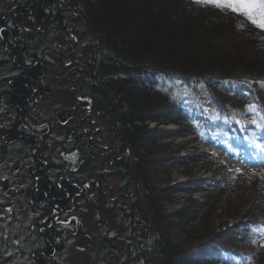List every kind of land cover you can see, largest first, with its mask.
Here are the masks:
<instances>
[{
	"label": "trees",
	"instance_id": "16d2710c",
	"mask_svg": "<svg viewBox=\"0 0 264 264\" xmlns=\"http://www.w3.org/2000/svg\"><path fill=\"white\" fill-rule=\"evenodd\" d=\"M34 1L41 4L39 19L46 14L47 20L35 27L33 36L30 33L23 35L26 36L27 51L20 53L16 60L29 66L31 63L27 62L37 59L41 64L30 65L29 75H36L33 72H46V75L41 82L39 78H28L29 83L23 84L17 95L24 100L29 87H43L32 93V107L22 104L20 109L15 105L12 112H6L4 116H14L15 120L6 121L10 126L17 123L20 128L23 124L17 122L18 115L38 123L48 120L55 128L49 146H44L45 139L38 142L44 146L42 151L53 152L54 159L58 157V139L65 136L68 128L77 129L75 140L65 141V144L67 149L76 146L82 152L80 172L75 178H79L80 184L89 185L91 198L84 191V203L91 206L90 213L96 216L89 222V228H85L91 236L87 247L89 261L97 264L95 244H98L101 247L99 255L107 256L101 257L103 262L100 264H184L195 255L201 260L210 256L209 260L217 264L262 262L264 195L257 190L249 195L253 199L249 198V203L238 209L239 218L226 223V228L235 231V239H240L243 247H238L234 237L226 231L220 232L219 239L215 236L200 242L197 254L194 249L186 248L188 252L179 251L169 258L168 252L176 251L177 245L170 240L167 224L152 222L151 217L162 211L155 207L159 198L154 197V193L159 192L149 183L148 169L156 164L151 159L149 141L156 136V129L149 126V122L174 120L165 118L171 114L186 117L190 130L197 131V136L204 140L214 138L218 141L224 137L225 142L235 148L237 139L255 144L264 142V59L257 57L264 54V30L258 29L243 15L196 0H80L79 9L73 8L74 0ZM36 4L33 3L32 8L35 9ZM22 6H28L26 0ZM67 14L72 23L81 24L85 36L89 37L81 48L75 38L70 37V31H78L65 25ZM132 35L144 37L136 42L135 38L128 39ZM238 50L245 57L237 53ZM64 53H68L70 61L64 60ZM13 68L8 66L7 73L13 72ZM4 70L0 67V75L7 74ZM24 80H19L16 85ZM174 91L179 96H173ZM15 101L23 103L18 97ZM249 105L253 107L249 108ZM5 108L0 100V116ZM91 112H98L112 126L118 138L131 147L130 152L118 153L107 141H99L89 131L94 125ZM253 120L257 123H251ZM32 146L27 141H17L12 147L0 143V159L4 158L3 149H7L9 155L3 160L7 169L4 173L13 177L10 159L15 153L27 157V183L37 184L32 193L42 197L27 198L29 202L22 206H31L33 213L38 212L35 219L31 216V222L27 221L26 230L22 218L9 222V226L19 228L12 230L20 231L19 245L13 242L14 238L6 237L1 228L0 236L5 243L0 244V251H8L0 254V264L32 263L35 257L26 250L31 243L37 248L43 225L46 227L42 232L49 235L56 229L69 240L73 231H85L69 225L62 227L67 224L56 221L47 227L49 219L45 217L54 215V200L48 194L53 190L52 195H57L61 190L57 177L68 169L65 164L63 168L56 162L50 180L39 176L36 181L30 174ZM137 147L140 149L136 150ZM143 151L147 154L143 155ZM110 177L115 180L113 186L109 183L97 185V181ZM223 184L214 180L207 189H218ZM169 190L160 191L162 201L170 199L172 191ZM20 193L21 197L27 196L25 188ZM144 197H153L151 208L143 206ZM252 206L259 211L249 212ZM194 209H189L185 218L191 219L196 214ZM238 228L240 230L236 231ZM154 231L158 233L155 235ZM151 252L156 256L152 257ZM39 258L45 257L39 255Z\"/></svg>",
	"mask_w": 264,
	"mask_h": 264
},
{
	"label": "rangeland",
	"instance_id": "374dc122",
	"mask_svg": "<svg viewBox=\"0 0 264 264\" xmlns=\"http://www.w3.org/2000/svg\"><path fill=\"white\" fill-rule=\"evenodd\" d=\"M40 6L41 4H36V7L39 10H41ZM69 15L67 14L65 25L69 29L78 31L75 40L79 43L78 47L81 48L85 43V40L89 37L85 36V29L83 30L82 26H79L78 23L71 22ZM136 32H138V28H136ZM143 37L144 36L139 35V37L135 38L132 35V37H128V39L135 38L136 42H138L139 38L143 39ZM180 52H182V50ZM235 52L236 51H234V53ZM237 53L242 54L245 57L244 53L239 52V50ZM257 57L264 59V54H259ZM63 58L66 62L71 60V58L69 59L68 53H64ZM74 61L77 60H73V62ZM86 71L87 76H89V70L86 69ZM37 86L35 85L33 88L38 91L43 87L41 85ZM172 95L179 96L176 91H174ZM89 106H91V104ZM89 111L90 110L88 109V112ZM213 113L215 115L217 114L216 111ZM63 115L65 117L64 112ZM165 118L174 120L168 122L161 120L158 123L156 121L149 122V126L156 129L158 133L155 130L154 133L156 136L149 140L151 141V159H153L156 164L148 169V178L151 181L149 182L150 185L153 187L155 186L154 188H157V192H159L154 193V197L159 198L157 204L154 202V204H156L155 207L158 206V210L162 211V213L159 212L157 216L153 215L151 217L153 220L152 222L159 221L167 224V229L169 228L171 234L170 240L177 245L176 251L171 249V251L168 252V256L171 258L174 253H179V251L185 250V252H188L186 248L194 249V253L197 254L198 249L200 248V242L208 241L215 236L219 239L221 237L220 232L224 234L227 233L226 231H229L232 238H236L235 231L233 233V230L230 231L228 227L226 228V223L229 221L234 222L239 218L238 209L240 206L249 203L247 201L249 198L253 199V196L249 197L250 194L257 193L255 192L257 190L258 193L264 195V178H262L264 177V164H262L264 163V154L254 155L253 158L257 160V162L253 164V166H250L252 165L250 161L253 160L252 157L249 156V153L239 149L233 151L231 148L226 151V143L224 141H221L219 145L207 143L204 139L197 136V131L190 130L189 122L186 117L179 114H171L169 116L167 115ZM91 122L94 125L88 130L96 135L99 141H107V144L117 149L120 154L130 152L131 147L118 138L112 129V126L107 123L98 112H95V114L92 115ZM71 139L75 140V136ZM31 143L34 145L33 141ZM14 144L15 141H12L6 146L12 147ZM248 144L251 145L250 142H248ZM139 149L140 148L136 150ZM142 153L143 155L147 154V151H143ZM1 154L4 158L9 157L7 149H3ZM18 156L19 155L15 153L14 157L10 159L12 169ZM0 168L2 169L3 165H1ZM214 180H220V182L224 183L222 185L223 187L218 189H207L208 186L213 184ZM99 183L100 185H106V183H109L113 186L115 180L110 177V179L105 178L99 180V182L97 181V185H99ZM164 188H170L169 191H172L170 199H167L166 201H162V195L160 194V191H163ZM239 192L246 194L241 196ZM1 198L0 203L3 202V210L2 208L0 209V230L2 228L3 234H5L6 237L14 238L13 242L19 245L18 233L20 231H12L13 229L19 228L9 226V222L14 221L17 218H22L21 222L22 225H24L23 229L26 230L25 224L27 221H30L29 219L31 216L35 219L38 212L33 213V209H30L31 206L28 208H22L23 204L27 201L29 202V199L19 198L16 200V198L13 199L11 196ZM152 198L153 197H144V199H142L145 208H151ZM192 204L197 207L192 206ZM4 206H9L12 211H6L7 209H5L6 207ZM193 208H195L194 211L196 210V214L191 219L185 218L189 209ZM248 211L255 213L259 210H255L252 206ZM57 212L58 210L54 209V214ZM51 215L52 214L48 216ZM48 216H46L45 219H49L47 227H50L55 221H52ZM84 216L85 215H83V217ZM95 218L96 216L93 212L84 217V219H82L83 223H86L84 226L89 228V222ZM56 222L62 224L61 220ZM44 227L46 226L43 225L40 228L41 239L37 245L38 249L43 247L40 246L41 244L51 249L58 247L57 254H66L69 264H91L89 261L90 256L86 254V252H89L87 247L91 240L88 231L85 230L83 233H77V230L73 231L72 238L69 240L66 236L60 235L61 232H56V229L49 233V235L42 232V228ZM62 227L67 228L68 224L62 225ZM31 228L34 227L31 226ZM60 230L62 229L60 228ZM239 230V228L236 229V231ZM153 233L156 235L158 231H154ZM236 233L238 234V232ZM240 241V239H235L237 246L243 247V243ZM115 246L117 248V243H115ZM204 248L205 247L202 249ZM152 252V257L156 256ZM42 255L47 256L48 253L42 252ZM104 256L107 257L106 255H102L101 257ZM209 259L210 256L204 257L201 260L199 256L195 255V258L192 257L191 260L185 261L184 264H217ZM167 262L171 263L169 259ZM164 263L167 264L166 262ZM258 263L264 264V253L262 262Z\"/></svg>",
	"mask_w": 264,
	"mask_h": 264
},
{
	"label": "flooded vegetation",
	"instance_id": "af4514ba",
	"mask_svg": "<svg viewBox=\"0 0 264 264\" xmlns=\"http://www.w3.org/2000/svg\"><path fill=\"white\" fill-rule=\"evenodd\" d=\"M21 1L0 0V28L3 29V32H0V67L5 68L3 73H7L8 66L12 68L13 66H15L13 68L14 69L13 72L7 73L5 75L3 74L0 75V78L5 79L6 83L9 86L8 89L6 90V93L10 97V101L9 102L2 101L3 105H5L6 108H12L15 105H18L20 106L21 109L22 104L32 107L33 104H31L32 102L31 95L33 92H37L38 91L37 89L35 90L33 87H29L28 92L26 93L27 94L26 99L24 100H22L21 96L17 95V93L20 92L22 88L21 86H23V84L29 83L27 80L28 78L29 79L39 78L40 80L46 75V72L44 74H38V72L37 73L33 72L36 75L33 74L32 76H30L28 73V68L30 67V65L35 66L37 63L41 64V61L35 59L32 62H27V63H31L29 64V66H27L25 64L23 65L19 63L16 60L17 56L20 53H25L27 51V43L25 42L26 36L24 37L23 35L30 33L33 36L37 30L35 29V27H40L41 24L45 23L47 20L46 14H42L43 18L39 19L40 10L37 7H35V9L32 8L31 5L33 3L36 4V1L26 0L28 4L27 7L22 6L23 1L25 0H21ZM33 17L36 18L35 21L33 20ZM38 20L41 21V23L37 22ZM22 79H25L24 83L21 82L19 85H16V83ZM15 97H18L19 101L21 102L23 101V103H16ZM25 120H27L28 124H23L25 126V128L23 129L24 137L34 142V145L31 147L29 154L30 156H33L32 160L30 159V163H31L30 174L35 176V180L38 181L37 178L39 176H43L45 179L50 180L51 172L54 170V165L57 163L61 164L63 168H64L63 164L67 166L68 171H64V173H60L57 177V182L61 190L57 192V195H52L53 190H50V193L48 194L51 197V200H54L53 209L58 210L57 213L48 217H50L52 221L67 220L69 222L72 216L74 215V208L68 207V205L69 203L73 204L72 201H74L73 200L74 196H76V195H72L71 194L72 192L69 189L74 190L75 187H79L82 188V190L80 189L78 193H81L86 188H89L86 187V185L88 184H80L79 178H75L76 174L78 175V172H80L79 167L82 160L81 150L76 146H72L71 149H67L65 144V141H74L71 138L78 134L77 129L74 127L68 128L67 129L68 133L66 131L65 136H62L60 139H58V143H57L58 157L54 159L52 157L53 155L52 151L49 150L42 151V148L44 146L45 147L49 146V140L51 139V134L54 132L53 129L55 128H53V126L49 123L48 120H43L39 123L32 120L30 121L27 118H25ZM15 129L16 130L18 129L17 123L11 125L10 139L11 141H15L17 143V141H21V140L20 139L17 140L18 138L16 137ZM32 134H37L41 139H45V145L42 146V142L40 144L38 140H35L32 137ZM41 139L39 141H41ZM76 151L80 154V158L77 160L75 167H73L69 164V160L66 158V155L68 153H72ZM26 158L27 157L21 156V154L18 156V160L14 164L12 170V173L14 174L13 177L7 176V174L4 173V171H6L7 169L3 164V160L6 158L0 159V166L3 165V168L2 169L0 168V199H2L1 197H8V196H11L13 199L16 198V200H18L19 198L27 199L29 197L30 199H33L34 197L39 199L42 198L37 194L32 193L33 186L37 184L32 185L27 183V177L29 175H27V169L25 167ZM62 179L65 181L64 184ZM11 180H12V184L10 185ZM23 188L26 189L27 196L23 195L21 197L20 190ZM2 203H0V209L2 208L3 210ZM8 208L9 206L6 207L5 209ZM61 208L63 211H61ZM63 212L65 213V215Z\"/></svg>",
	"mask_w": 264,
	"mask_h": 264
},
{
	"label": "bare ground",
	"instance_id": "6f19581e",
	"mask_svg": "<svg viewBox=\"0 0 264 264\" xmlns=\"http://www.w3.org/2000/svg\"><path fill=\"white\" fill-rule=\"evenodd\" d=\"M73 8H77V9L80 8V0H74L73 1ZM78 25L81 26L80 23H78ZM70 37L71 38H76L77 34L75 32H73V31H70ZM5 83H6L5 79L0 78V100L3 101V102H9L10 101V97L6 93V90L8 89V86ZM18 107H20V106H18ZM8 110L11 111L12 108L4 109L2 115H4L6 112H8ZM20 112H22V111H20ZM18 116L17 117L15 116L17 119H19V121L17 120L18 123L28 124L27 121H24V119L26 118L25 116L23 118H21L20 115H18ZM6 120H8V122L10 123L12 120H15V118H14V116H11V115L7 114L5 116H1V119H0V143L8 145L9 143L12 142L11 139H10L11 126H10V124L7 123ZM24 128H25L24 125H22L21 128L18 126L19 130L18 129L16 130V133H15L16 137L19 138L22 142H24V141L32 142L30 139H27V138L24 137V131H21ZM32 137L35 140H40L41 139L37 134H32ZM236 141H239L240 144L241 143L244 144V142H242V140H240V139H237ZM252 147L253 146L249 145L247 142L243 146V148H246L247 150L251 149ZM86 187H89V186L86 185ZM67 188H69V187H67ZM89 188L85 189V193L87 194V196H89L91 198V194L89 192ZM80 189L82 190V188H79V187H75L74 190L69 189L72 192V193L71 192L70 193L72 195H76V196H74V199H73L74 201H72L73 204L69 203V205H68V207H71V208L73 207L74 208V215L72 216L71 220L67 224L69 226H71V227H75V228H79V229L83 228V230H85L86 227L84 225L86 223H83L82 219H84V217H86L87 215L90 214L91 206H88V205H86L84 203L86 201V198H85L86 194L83 193V192L78 193V191ZM74 191L77 194H75ZM61 211H63L62 208H61ZM83 215H85V216L83 217ZM0 232H1V230H0ZM114 242L115 241H113V245H115V243H116V242L115 243ZM3 243H5V240L3 238H1V236H0V244H3ZM40 246H43V247H40L38 249V248L35 247L34 244L31 243L29 245L28 249L26 250V252H28L30 256L35 257L33 262L30 263V264H67L68 263L67 258H66V254H63V253L61 255L57 254L58 247H56L54 249H51V248H47V246H44L42 244ZM7 251L8 250L0 251V254H3L4 252H7ZM100 251H101V247L98 244H95V253H96V257H97V264H100V263L103 262V259L99 255ZM42 252L43 253L47 252L48 255L44 256V255H42ZM39 255L40 256L42 255L45 258L42 260L41 258H39ZM66 261H67V263H66ZM90 263L92 264L91 259H90ZM115 264H119V263H115Z\"/></svg>",
	"mask_w": 264,
	"mask_h": 264
},
{
	"label": "snow or ice",
	"instance_id": "6c2138e0",
	"mask_svg": "<svg viewBox=\"0 0 264 264\" xmlns=\"http://www.w3.org/2000/svg\"><path fill=\"white\" fill-rule=\"evenodd\" d=\"M196 2L243 15L258 29L264 30V0H196ZM0 32H3L2 28H0ZM248 107L252 108L253 106L249 105ZM251 123L256 124L257 122L253 120ZM6 211L11 212L12 209L9 208ZM61 223L67 224L68 221L64 220Z\"/></svg>",
	"mask_w": 264,
	"mask_h": 264
},
{
	"label": "water",
	"instance_id": "95a60500",
	"mask_svg": "<svg viewBox=\"0 0 264 264\" xmlns=\"http://www.w3.org/2000/svg\"><path fill=\"white\" fill-rule=\"evenodd\" d=\"M79 157H80V154L78 152H73V153L66 155V158L69 160V164L73 167H75Z\"/></svg>",
	"mask_w": 264,
	"mask_h": 264
}]
</instances>
